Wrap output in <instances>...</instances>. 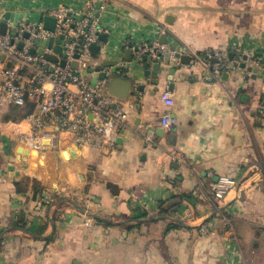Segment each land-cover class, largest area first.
I'll use <instances>...</instances> for the list:
<instances>
[{
    "label": "crops",
    "instance_id": "crops-1",
    "mask_svg": "<svg viewBox=\"0 0 264 264\" xmlns=\"http://www.w3.org/2000/svg\"><path fill=\"white\" fill-rule=\"evenodd\" d=\"M92 3L106 40L85 68L128 67L127 94L111 95L125 127L100 150L78 148L68 133L37 142L33 101L19 119L18 108L0 106V264H264V64L250 61L264 56V0H0V17L14 13L19 31L23 19L43 22L58 8L87 15ZM129 43L198 60L172 53L153 85L144 72L155 60L129 68ZM208 50L240 64L246 55L255 78L219 71Z\"/></svg>",
    "mask_w": 264,
    "mask_h": 264
},
{
    "label": "built area",
    "instance_id": "built-area-1",
    "mask_svg": "<svg viewBox=\"0 0 264 264\" xmlns=\"http://www.w3.org/2000/svg\"><path fill=\"white\" fill-rule=\"evenodd\" d=\"M103 7L100 3V8ZM89 8L87 15L70 14L64 8L47 11L45 16L56 19L53 31L45 29L42 21L22 22L16 36L9 32L0 35V58L4 56L0 61V106L23 108L27 100L33 101L36 111L28 118L31 133L37 142L41 139L53 141L60 133H68L78 148L100 150L114 145L117 135L125 127V113L120 103L107 92L104 82L98 81L92 86L80 75V71L88 66L84 58L89 55V45L97 44L104 32L94 22L93 3ZM25 34L29 36L25 37ZM50 38L53 39L51 46L42 47L40 41ZM18 45L22 48L18 49ZM127 45L134 47L130 43ZM56 46L61 48L64 56L54 52ZM137 46V57L146 54L157 60L169 52L168 46ZM32 49L34 53L30 52ZM40 49L42 53L38 54ZM204 55L206 60H216L217 69L221 72L240 68L239 61L227 60L221 51L208 50ZM46 56H54L57 61H51ZM191 56L192 61L198 60V56ZM61 59L65 60L64 66L59 63ZM75 60L79 64L76 71L70 67ZM6 63H10V67ZM25 71L29 77L23 80L22 73ZM259 115L264 118V103L259 108ZM171 124L170 115L164 114L160 126L169 129ZM147 139L151 140V135ZM228 188V183L220 184L215 190L216 196H225ZM204 229L202 225L201 231Z\"/></svg>",
    "mask_w": 264,
    "mask_h": 264
},
{
    "label": "water",
    "instance_id": "water-1",
    "mask_svg": "<svg viewBox=\"0 0 264 264\" xmlns=\"http://www.w3.org/2000/svg\"><path fill=\"white\" fill-rule=\"evenodd\" d=\"M14 16H15L14 13L6 12V13H4L2 15V17H0V35H5L8 32L11 35H13V36L17 35L16 28L18 27V21H14ZM16 20H17V18H16ZM8 21H12L13 22V28H11V29L8 28ZM22 21L26 22L24 19ZM55 24H56V19L55 18L49 17V16H44L43 17V26H44L45 29L53 31L54 28H55ZM28 36H29L28 34H25V37H28ZM62 38H63V36L60 37V39H62ZM100 38H101L102 41L106 40V37L103 36V35H101ZM37 42H39V41H36V43ZM52 42H53V39L50 38L48 40H41L40 44H41L42 47H45V46L50 47ZM57 42H60L61 44L64 43L63 40H58ZM79 42H81V41H79ZM21 48H22V45H18V49H21ZM30 52L34 53L35 50L32 49ZM54 52L56 54H61L62 56H64V53H62L61 48L59 46H56L54 48ZM99 52H100V46L99 45H96V44L89 45V55L84 58V62L87 63L88 65L92 66L91 65V61H92L91 57H97L99 55ZM137 52H138V46H134L133 48H131V46H128L126 49L123 50L122 59L125 60V61H130L129 68L136 69L138 67V64L140 63V61H142L143 63H148V64L153 61V59L150 56L146 55V54H143L140 57H137L135 55V57H134L133 55L135 53H137ZM37 53L41 54L42 53V49L38 50ZM171 53H173V56L175 58H179L182 62L185 61V63H186V60L187 61L191 60L190 57H185V59H184V56H183L184 52H182L180 49H178L176 47H173V46L170 47L169 48V52H166L165 54H163L161 59L155 60L153 66H152V68H153V72L152 73L150 71H148V70H145V72H144L145 75H152L153 76V79L151 81V83L153 85H157L158 84L157 75L161 71L160 70V65L163 62L164 63H168L170 61ZM254 55L255 56L250 57V61L251 62L254 63V62H256L258 60L257 58H260V60H261L260 63L264 64V56H261L260 52H254ZM46 57L48 59H50L51 61H57V58L54 57V56H46ZM76 57H77V55H76ZM1 58L3 60L4 56H2ZM242 59H243L244 62H242L239 65V67L241 69H243V68L246 69L247 68L248 72L252 71V73H254V74L251 75V78L254 79L255 78V74L258 71V68L257 67H247L245 61H247L249 58L246 55H243ZM213 62L216 63L217 61L214 60ZM59 63H60L61 66H64L65 65V60L61 59L59 61ZM7 66L10 67V63H7ZM70 67H71L72 70L76 71V70L79 69V64L75 60V61H72L70 63ZM103 68H109V71L103 70ZM173 73H174V70L172 69L170 71V74L172 75ZM87 74H92V76H93V79L91 80V83H90L92 86L95 83H97L98 81L107 82L109 94L112 95V96L119 97V98H123L127 94L128 90H129V87L131 86V83H130L129 80L133 78L132 73H129L128 67L119 66L118 65V60L105 61V62H103L100 65L89 67L87 69H83V70L80 71V75L82 77H86ZM170 79H171V77H169V80ZM118 84H121L123 86V91L122 92H116ZM9 170H12V167H10Z\"/></svg>",
    "mask_w": 264,
    "mask_h": 264
},
{
    "label": "trees",
    "instance_id": "trees-1",
    "mask_svg": "<svg viewBox=\"0 0 264 264\" xmlns=\"http://www.w3.org/2000/svg\"><path fill=\"white\" fill-rule=\"evenodd\" d=\"M33 105L34 104L32 102H29V100H27L26 101V104H25V106L23 108H18L20 110V112L17 111V109H14L13 110L14 114L16 115L14 118L15 119L24 118L25 116H27L28 114H30ZM27 106L30 107V110L28 112H25L24 114H21V111L23 109L27 108ZM15 108H17V107H15Z\"/></svg>",
    "mask_w": 264,
    "mask_h": 264
}]
</instances>
